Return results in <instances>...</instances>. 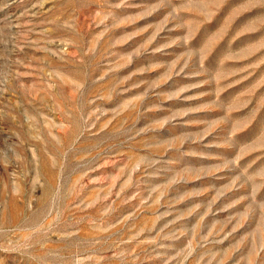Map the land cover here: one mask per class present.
I'll list each match as a JSON object with an SVG mask.
<instances>
[{
  "label": "rangeland",
  "instance_id": "374dc122",
  "mask_svg": "<svg viewBox=\"0 0 264 264\" xmlns=\"http://www.w3.org/2000/svg\"><path fill=\"white\" fill-rule=\"evenodd\" d=\"M0 264H264V0H0Z\"/></svg>",
  "mask_w": 264,
  "mask_h": 264
}]
</instances>
